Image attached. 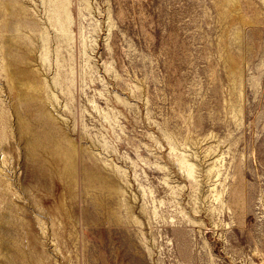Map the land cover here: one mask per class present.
Segmentation results:
<instances>
[{
  "label": "rangeland",
  "instance_id": "obj_1",
  "mask_svg": "<svg viewBox=\"0 0 264 264\" xmlns=\"http://www.w3.org/2000/svg\"><path fill=\"white\" fill-rule=\"evenodd\" d=\"M0 264H264V0H0Z\"/></svg>",
  "mask_w": 264,
  "mask_h": 264
}]
</instances>
